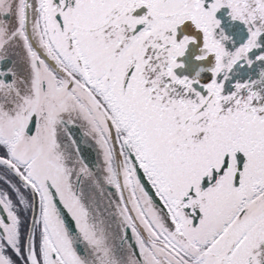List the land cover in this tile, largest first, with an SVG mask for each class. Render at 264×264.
<instances>
[{"label": "snow or ice", "instance_id": "6c2138e0", "mask_svg": "<svg viewBox=\"0 0 264 264\" xmlns=\"http://www.w3.org/2000/svg\"><path fill=\"white\" fill-rule=\"evenodd\" d=\"M0 264H264V0H0Z\"/></svg>", "mask_w": 264, "mask_h": 264}, {"label": "water", "instance_id": "95a60500", "mask_svg": "<svg viewBox=\"0 0 264 264\" xmlns=\"http://www.w3.org/2000/svg\"><path fill=\"white\" fill-rule=\"evenodd\" d=\"M82 151H83V153H84V155L86 157L91 158V155L93 153V150H92V148L90 146H88L86 144H82Z\"/></svg>", "mask_w": 264, "mask_h": 264}, {"label": "flooded vegetation", "instance_id": "af4514ba", "mask_svg": "<svg viewBox=\"0 0 264 264\" xmlns=\"http://www.w3.org/2000/svg\"><path fill=\"white\" fill-rule=\"evenodd\" d=\"M89 146V145H88Z\"/></svg>", "mask_w": 264, "mask_h": 264}, {"label": "rangeland", "instance_id": "374dc122", "mask_svg": "<svg viewBox=\"0 0 264 264\" xmlns=\"http://www.w3.org/2000/svg\"><path fill=\"white\" fill-rule=\"evenodd\" d=\"M87 145V144H86Z\"/></svg>", "mask_w": 264, "mask_h": 264}]
</instances>
